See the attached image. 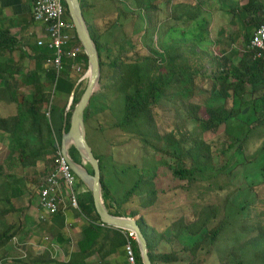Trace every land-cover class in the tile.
Segmentation results:
<instances>
[{
    "label": "rangeland",
    "instance_id": "rangeland-1",
    "mask_svg": "<svg viewBox=\"0 0 264 264\" xmlns=\"http://www.w3.org/2000/svg\"><path fill=\"white\" fill-rule=\"evenodd\" d=\"M99 1L100 18L94 12H84L92 33L97 32L103 45L104 63L95 98L85 112L86 138L94 154L105 160L106 179L109 175L122 177L121 183L117 180L114 184L118 188L116 199L122 200L140 177L143 182L131 195V208L146 211L142 206L153 189L158 192L155 203L159 209L161 201L170 196L172 202L167 200L163 208L173 224L163 232L164 240L160 236L154 241L163 243L160 254L179 255L177 264H264V126L251 129L256 120L251 105L232 99L227 101L226 110L238 115L216 132L205 130L193 118L196 108L202 118H207L208 106L221 103L212 98L213 76L218 63L223 64V56H230L233 49L241 55L246 49L241 25L231 22L232 15L225 12L228 6L224 8L218 1L202 0L200 6L194 0ZM232 1L242 6L247 0ZM118 57L125 65L138 63L142 67L149 64L147 59L157 60L163 73L168 72L171 58H175L176 64L190 68L194 81L190 83L187 75L178 77L182 80L161 93L151 128H140V121L118 125L124 116L125 94L131 92L116 79L111 63ZM232 58L238 61L237 56ZM157 71L151 74L157 75ZM74 73L78 83L84 71ZM87 81L74 88L79 98ZM56 85L52 91L57 92ZM260 90L244 101L259 98ZM196 139L211 148V160L205 164L209 171L197 174L196 181L182 182L174 178L170 167H190L188 150ZM235 140L238 143L232 144ZM5 150H0V165L7 164L0 172V232L10 226L21 230L0 249V264H48L51 253L41 244L42 236L48 234L46 224L39 220V214L32 217V222L28 217L32 216V206L37 207L38 189L51 162L21 168L10 165L13 159L5 162L10 156ZM86 167L91 168L89 164ZM9 173L17 179L19 176L21 182L7 178ZM17 187L20 191L12 195ZM160 197L163 200L158 201ZM150 217L147 214L145 218L152 225ZM157 217L162 218L161 214ZM163 223L157 222L161 227ZM203 223L206 231L192 237L189 232ZM215 230L218 235L213 241L205 237ZM199 243L201 249L195 257L185 252Z\"/></svg>",
    "mask_w": 264,
    "mask_h": 264
},
{
    "label": "trees",
    "instance_id": "trees-1",
    "mask_svg": "<svg viewBox=\"0 0 264 264\" xmlns=\"http://www.w3.org/2000/svg\"><path fill=\"white\" fill-rule=\"evenodd\" d=\"M197 6L203 4L202 0H194ZM207 2L218 1L223 4L224 8L226 6V13L232 15L231 22L235 23L237 21L243 31L244 42L246 43V49L243 51V54L239 55L238 50L233 49L230 56H223V64L218 63V70L213 76L214 88H213V101L221 102L217 106H208L207 109V118H202L199 115V110L196 108L193 118L199 120L202 127L205 130L216 132L222 126H225L232 119L236 118L238 114L234 113L232 110H226V103L229 99H232L233 102L240 101L243 105L250 104L253 113L255 116V123L251 126V129L254 127L264 126V51L261 56L258 57V50L251 47V40L259 28V26L264 24V0H247L242 6H239L236 1L232 0H205ZM229 4H225V2ZM81 2V1H80ZM63 3L66 6L65 1ZM81 6L84 13V6L81 2ZM231 6V7H230ZM67 8V6H66ZM246 12V17L243 18L242 12ZM67 14L69 15L68 9ZM188 14H186L187 19ZM188 20V19H187ZM190 21V20H188ZM89 27V26H88ZM89 31L93 40L95 41L100 56L101 70L104 66L102 61L103 54V45L99 41V37L96 34L92 33L90 27ZM2 35L9 34L6 32H1ZM76 36V41L78 43V48H82V45ZM11 43H14L13 39H9ZM0 47L6 48L7 44H4L3 38L0 37ZM200 48V47H199ZM83 49V48H82ZM124 51V48L121 49ZM37 54H40L39 66L42 62L46 61L49 57L53 55V51L48 48L40 47ZM232 56H237L238 61H234ZM119 58V57H118ZM116 59L111 65L116 70V79L123 81V88L130 90L125 94V107H124V116L118 125H131L137 121L141 122L140 128L149 129L155 124L154 110L159 103L160 95L167 87L171 86L176 81H180L178 77L188 76L190 77V83L193 82V75L190 73V68L188 66L176 64L175 58H171L169 70L167 73L159 72V65L157 60L147 59L149 64L147 67H142L138 63H133L130 65H125L122 59ZM219 61V60H218ZM67 62H72L71 60H65L66 68L71 67V65H66ZM77 62L81 63L85 67L86 73L88 69V57L84 53V50L77 58ZM158 70L157 75H152L151 71ZM48 74L53 84L57 82L56 89L57 91L62 90L63 85H68V89L71 92L76 86L77 80L66 78V76L58 78L55 70L50 71ZM128 72L127 78H124ZM36 78L39 76L38 71L33 73ZM30 76V75H29ZM57 80V81H56ZM84 80H87L84 79ZM40 82V78L39 81ZM82 83H80L81 85ZM79 85V86H80ZM39 87L35 89V94L32 98L27 100V106L25 109L21 106L19 112L14 117L9 118H0V132H4L9 135L12 141V147L10 150V157L13 159V164L10 165H19L21 168L35 167L39 162H51L52 158L56 152L61 148L62 135L63 131L68 132L70 129V119L72 112L79 102L80 98L78 97L77 91L74 94L72 105L67 112L65 117L66 125H63L61 130L56 133L53 126L49 122L48 117L43 113V108L45 105L50 103L51 95L44 92V86L41 82L38 85ZM78 86V87H79ZM249 88V89H248ZM261 89V95L259 98H255L254 101L245 102L244 98L247 96H253L258 89ZM250 91V93H249ZM5 96L10 92L8 90H3ZM249 93V95H248ZM95 97L92 98L91 102ZM24 100V99H23ZM24 102V101H23ZM22 104V100L20 102ZM91 104V103H90ZM89 108V106H88ZM87 108V112H88ZM242 114V112H239ZM86 114V113H85ZM195 120V121H196ZM247 125V124H246ZM204 130V131H205ZM238 141L235 140L232 144H237ZM261 151L264 154V141L261 147ZM211 148L203 140L196 139L194 145L191 149L188 150V155L191 157L190 167H186L183 164H179L173 167H170L172 175L175 179L181 180L182 182L191 183L196 181L197 174H204L208 172V166L205 165L208 163L210 158ZM70 156L75 159L77 163L82 162V158L74 146L69 148ZM96 156V155H95ZM97 159H99L96 156ZM9 159V160H12ZM264 160V155H263ZM102 166V171L104 172L103 163L100 161ZM91 167V166H90ZM51 167H47L44 175H46ZM90 174L95 173L92 168H88ZM4 172V166L0 165V172ZM264 176V168H263ZM4 175V173H3ZM13 182H21V179H17L15 175L9 174L7 178L12 179ZM103 181V200L108 211L115 216H124V217H135L136 212H131V216H128L126 211L123 212L119 205L116 211L112 210L111 207V193L106 185L104 174L102 177ZM143 182V177H140L133 187L126 192L124 195V201L127 202L131 195L135 194L136 190ZM11 184V183H10ZM20 191V188L17 187L14 189L12 195L17 194ZM19 195V194H18ZM93 192H91V198L89 201H81L80 207L82 208L83 213L92 218L95 222L100 221V217L96 211ZM147 202L143 203V208H148L155 204L156 197L158 192L153 189L148 193ZM139 225L142 228V231L147 238L149 257L152 264H177L180 263V256L176 253H163L157 254L158 243L150 242V239L159 238L156 233L150 235L146 225L142 220L138 221ZM21 227L10 226L6 230L0 232V249L6 246L13 238H15L20 233ZM203 231H206L204 223L202 226L196 230H192L189 234L192 237L199 236ZM154 233V232H153ZM83 239L79 243V252L74 254L71 260V264H86V259L89 257L102 252L105 246L109 249L103 254L102 257L108 256L113 253H117L121 248H124L127 239L126 236L122 233L121 229H112V228H102L98 225L90 223L83 231ZM218 235V230L213 231L210 235L205 234V237L211 238L213 241ZM164 240V237L162 236ZM161 241V240H160ZM135 261L136 264H143L141 254L139 251L138 244L135 240L132 241ZM201 244L195 245L191 249H185V252H189L193 257L201 249ZM37 262V260L35 261ZM39 263L44 264L42 261ZM189 264H195L190 262Z\"/></svg>",
    "mask_w": 264,
    "mask_h": 264
},
{
    "label": "crops",
    "instance_id": "crops-1",
    "mask_svg": "<svg viewBox=\"0 0 264 264\" xmlns=\"http://www.w3.org/2000/svg\"><path fill=\"white\" fill-rule=\"evenodd\" d=\"M37 0H0V37L3 38L4 44H7L6 48L0 47V118L14 117L18 114L19 108L22 106L24 109L27 106V100L32 98L35 94V89L39 86V83L44 86V92L50 94V103L45 105L43 108V113L49 111L50 117H48L49 122L53 126L56 133H58L64 125L65 117L69 111V104L72 96L76 93V90L71 92L68 89V85H63L62 90L55 92L51 90L53 81L48 76L50 71L54 70L46 65V61L42 62L39 66L40 54H37V50L40 49L38 45V40L42 39L45 33V27L42 24L35 23L32 18V11L34 3ZM84 6V12H94L95 17L100 18L98 12V6L102 5V1L98 0H80ZM101 11V10H100ZM102 12V11H101ZM103 13V12H102ZM101 22V20H100ZM1 32L9 33L2 35ZM100 33V32H99ZM13 39L14 43H11L9 39ZM72 49H78V43L76 39L69 45ZM72 62H67L66 65H71ZM38 71L39 76L36 78L35 73ZM76 71L71 67L66 68L61 72L66 78L77 80L73 77ZM61 74H56L57 77ZM30 75V76H29ZM40 78V82L39 81ZM80 85V84H79ZM76 83V86H79ZM75 88V87H74ZM8 90L10 93L5 96L3 90ZM24 99V100H23ZM22 100V104L20 103ZM24 101V102H23ZM12 141L8 134L0 132V150L6 148L5 151L11 150ZM6 161L12 159V157H7ZM104 166V177H105V160L101 156V160ZM4 168L7 164L2 163ZM87 165V164H86ZM87 168V167H86ZM88 169V168H87ZM89 171V170H88ZM13 174V173H9ZM14 175V174H13ZM17 177V176H15ZM19 178V176H18ZM116 178V180H115ZM108 176L105 177L106 185L111 193V207L113 211H116L121 205V210L126 211L128 216H131V212L135 211V217L142 220L146 225L150 235L156 233L157 236H163V232L167 226L173 224L172 217L169 216L167 210L163 207L167 199L159 198L162 203V207L159 209L158 205L153 204L152 206L145 208L146 211L136 210V208H131V197L127 202L124 201L122 197V202L116 199L115 188L117 181L121 183L122 177ZM82 183V182H81ZM83 184V183H82ZM81 201H89L91 198V189L87 185H81ZM117 200V202H116ZM36 206H32L30 215L28 219L33 220V216L40 215V209L38 207V201L36 199ZM141 209V208H140ZM79 213V214H78ZM150 214V220L153 222L151 225L146 220V215ZM161 214L162 218L158 219V215ZM39 220L40 216H39ZM164 221V226H158L157 222ZM92 221V218L87 217L81 208L80 211L73 209L61 212L57 215L48 217L45 221L46 232L45 236H42L41 244H44L49 248L51 253L50 263L48 264H71V260L74 254L79 252V243L83 239V231ZM94 221V220H93ZM194 222V221H193ZM192 222V223H193ZM158 226V227H157ZM50 232V233H49ZM151 232H154L151 234ZM158 243L157 254L160 253L163 247V243L154 241L150 239V242ZM107 246L103 248L102 252H99L88 259H86V264H129L127 260V255L124 248H121L117 253L110 254L108 256H103V254L108 250Z\"/></svg>",
    "mask_w": 264,
    "mask_h": 264
},
{
    "label": "built area",
    "instance_id": "built-area-1",
    "mask_svg": "<svg viewBox=\"0 0 264 264\" xmlns=\"http://www.w3.org/2000/svg\"><path fill=\"white\" fill-rule=\"evenodd\" d=\"M32 18L35 23L45 27L44 36L38 40V45L53 51V55L46 60V65L54 69L59 75L65 69V60H71V68L76 73L85 72L80 63L77 62V58L83 49L69 47L76 39V32L63 0H37L33 6ZM251 47L258 50L256 56L260 57L264 51V24L256 30L251 40ZM82 81H84L83 77L79 79L78 85ZM72 102L73 96L69 109ZM46 115L50 117V112L47 111ZM81 185L83 184L72 171L60 148L53 156L51 168L38 189V207L41 212V221L70 209L81 212ZM91 223L102 228H112L102 223L101 220L97 222L92 220ZM121 231L127 239L124 249L128 263L136 264L132 244L133 240L136 241V235L130 230L121 229Z\"/></svg>",
    "mask_w": 264,
    "mask_h": 264
},
{
    "label": "water",
    "instance_id": "water-1",
    "mask_svg": "<svg viewBox=\"0 0 264 264\" xmlns=\"http://www.w3.org/2000/svg\"><path fill=\"white\" fill-rule=\"evenodd\" d=\"M72 19L75 32L82 45L84 53L88 57V69L83 76V80L88 77L86 89L76 104L70 119V129L63 131L61 151L70 165L72 171L77 175L80 181L87 185L93 192V200L100 220L105 225L115 228L133 231L136 235V242L143 264H152L149 257L147 238L145 237L138 219L115 216L106 208L103 200V171L99 159L96 158L92 148L86 138L85 112L91 103L93 96L99 87L101 78V64L97 45L93 40L87 21L85 19L80 0H64ZM243 18H246V12H242ZM74 98V95H73ZM245 112H243L244 114ZM66 125V119L64 122ZM74 146L79 152L82 162L77 163L69 154V148ZM89 164L95 173L90 174L86 168Z\"/></svg>",
    "mask_w": 264,
    "mask_h": 264
},
{
    "label": "bare ground",
    "instance_id": "bare-ground-1",
    "mask_svg": "<svg viewBox=\"0 0 264 264\" xmlns=\"http://www.w3.org/2000/svg\"><path fill=\"white\" fill-rule=\"evenodd\" d=\"M86 78H88V77H86ZM86 78H85V79H86Z\"/></svg>",
    "mask_w": 264,
    "mask_h": 264
}]
</instances>
